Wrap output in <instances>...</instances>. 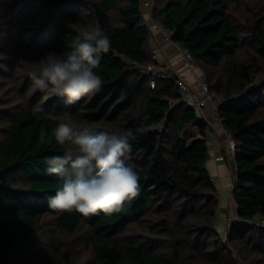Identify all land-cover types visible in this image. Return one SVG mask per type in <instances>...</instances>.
Segmentation results:
<instances>
[{"label": "trees", "instance_id": "trees-1", "mask_svg": "<svg viewBox=\"0 0 264 264\" xmlns=\"http://www.w3.org/2000/svg\"><path fill=\"white\" fill-rule=\"evenodd\" d=\"M152 6V20L190 51L211 91L230 99L220 115L237 143L232 199L241 221L224 239L207 123L180 101L178 74L150 86L146 69L159 62L144 0H0V264H264V226L251 222L264 219V83H255L264 74V0ZM96 24L111 42L94 70L101 89L71 105L51 85L41 91L29 73L65 59L71 39ZM60 122L131 133L126 162L140 193L123 211L85 217L49 206L62 179L47 160L75 151L55 141ZM190 126L200 134L188 141Z\"/></svg>", "mask_w": 264, "mask_h": 264}, {"label": "clouds", "instance_id": "clouds-1", "mask_svg": "<svg viewBox=\"0 0 264 264\" xmlns=\"http://www.w3.org/2000/svg\"><path fill=\"white\" fill-rule=\"evenodd\" d=\"M70 46L73 51L65 59L51 60L41 66L39 73H29L41 91L51 85L56 95L67 98L68 105L101 89L102 79L94 70L101 54L110 50L111 42L96 24L73 37ZM34 111L43 109L35 107ZM45 135L41 129V143ZM53 136L60 145H75V151L47 160L46 171L62 179V186L49 200L51 208L75 211L85 217L99 213L111 216L123 211L125 204L139 195L140 177L126 162L131 151L130 132H96L87 125L76 128L60 122Z\"/></svg>", "mask_w": 264, "mask_h": 264}, {"label": "built area", "instance_id": "built-area-1", "mask_svg": "<svg viewBox=\"0 0 264 264\" xmlns=\"http://www.w3.org/2000/svg\"><path fill=\"white\" fill-rule=\"evenodd\" d=\"M144 5L148 6L149 2H146ZM151 25L153 30L161 32L163 41L166 44L175 45V47L180 51L184 64L194 72L197 78V86L195 88L191 87L184 77L179 75L176 77V83L179 86L181 92L180 101L183 102L187 107L195 108L198 111L200 117L207 123L205 138L210 152H212L216 142L218 141V135L222 134L224 136L225 148L223 155L220 156L219 159L224 160L229 164L230 173L232 176H234L236 172L235 156L237 143L232 134L225 127L220 115L221 106L230 102V99L221 98L211 91L207 80L204 79L203 75L197 71L196 64L190 51L182 47L178 42H175L172 39L171 33L169 31L154 21H152ZM152 53L154 58L158 59L159 50L157 47H153ZM146 73L150 77L151 88L156 87V78L171 77L169 71L167 69H163L160 64L159 66H156L155 64L149 65L146 69ZM208 110L211 112V116L208 115ZM232 162H234L235 167H233ZM237 221H241V218L236 212L234 217H228V226L231 224L230 222L235 223ZM251 222L264 226V219L252 220Z\"/></svg>", "mask_w": 264, "mask_h": 264}, {"label": "crops", "instance_id": "crops-1", "mask_svg": "<svg viewBox=\"0 0 264 264\" xmlns=\"http://www.w3.org/2000/svg\"><path fill=\"white\" fill-rule=\"evenodd\" d=\"M146 2H149V5H144L145 18L149 23H152V17L150 18V16H152L153 10L152 0H144V4ZM152 45L153 47H157L159 50V56L157 60L163 69L174 71L179 76L184 77L191 87L195 88L197 86V78L194 72L184 64L180 51L175 47V45L166 44L163 41V36L161 32L153 30ZM207 113L209 116H211V112L209 110ZM224 148L225 139L224 136L220 134L218 135V141L216 142L212 152L209 153V159L207 162V166L211 171L214 180V176L225 171L226 166H228L226 161L219 159L220 156L223 155ZM230 199H232L231 196ZM228 208L226 209L221 204V210L226 209V211H229L230 208Z\"/></svg>", "mask_w": 264, "mask_h": 264}, {"label": "rangeland", "instance_id": "rangeland-1", "mask_svg": "<svg viewBox=\"0 0 264 264\" xmlns=\"http://www.w3.org/2000/svg\"><path fill=\"white\" fill-rule=\"evenodd\" d=\"M42 5V4H41ZM40 7H37V11L38 14L36 15L38 18V23L39 25H41L43 23V20L45 18L46 13H42L43 10L39 9ZM34 13H36V11H34ZM152 16H150L151 18ZM35 33H29L27 35V38L29 41H32V39L34 38ZM203 75V78L206 79L205 74L202 72L201 73ZM255 83L257 84H262L264 83V74L258 76L255 80ZM254 83V84H255ZM219 96V95H218ZM221 98H223L222 96H219ZM199 128L197 126H190L188 128H186L183 131V137H185L188 141H191L194 139V137H198L199 136ZM228 166H226V170L219 173V174H215V182L218 186L219 192H220V198H221V204L227 209L228 206L230 208L229 211H226V209H222L220 207V217L221 220H219V229L222 231V236L225 239L227 237L228 234V217H234V215L236 214V204L234 203L233 199H230V196L232 198V191H233V187H234V176H232V174L230 173V168H229V164L227 163ZM233 167L234 166V162H232ZM228 208V209H229ZM223 214V215H222ZM258 220V219H257ZM232 223V222H230ZM80 235V234H79ZM63 239H65L63 237ZM81 240L77 239L76 241V245L77 247H81ZM82 248V247H81Z\"/></svg>", "mask_w": 264, "mask_h": 264}, {"label": "water", "instance_id": "water-1", "mask_svg": "<svg viewBox=\"0 0 264 264\" xmlns=\"http://www.w3.org/2000/svg\"><path fill=\"white\" fill-rule=\"evenodd\" d=\"M236 188V186L234 185V187H233V190Z\"/></svg>", "mask_w": 264, "mask_h": 264}]
</instances>
